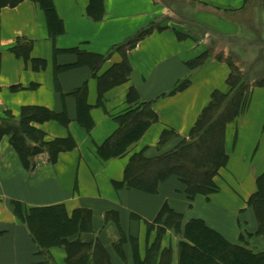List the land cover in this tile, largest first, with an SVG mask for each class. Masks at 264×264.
<instances>
[{
	"label": "crops",
	"instance_id": "crops-1",
	"mask_svg": "<svg viewBox=\"0 0 264 264\" xmlns=\"http://www.w3.org/2000/svg\"><path fill=\"white\" fill-rule=\"evenodd\" d=\"M53 3L63 24L62 33L55 38L49 34L44 10L34 0L0 9V119L19 117L23 106L63 112L66 123L49 119L31 125L43 132L45 141L70 138L74 143L69 150L59 152L54 163L45 152L35 155L34 166L27 169L11 145L10 135H0V264H65L63 248L40 249L36 245L14 214L12 202L27 207L63 205L68 215L78 208L90 210L92 232L82 239L98 237L108 249L111 264H133L128 242L122 245L121 253L111 246L120 232L126 238L136 237L144 256L155 237V229L148 232L147 225L164 203L185 221L203 219L230 243L264 250V237L256 233L257 220L248 205L256 178L264 173V85L250 90L246 108L226 126L228 160L214 177L218 191L208 198L189 201L176 176L160 182L155 194L114 185L123 181L132 154L145 149V156H154L166 129L187 138L212 92L228 90L230 70L225 62L213 57L189 70L186 61L210 47L215 53L237 51L243 70H250V77L264 78V0H103L99 20L88 14L90 0ZM160 20L164 28L153 30L125 51L131 67L128 78L106 90L101 105H97V80L87 65L56 69L75 63L74 50L79 49L107 55L99 70L102 73L124 57L114 46ZM20 38L31 42L29 60L11 50ZM185 78L189 84L171 93ZM84 84L91 106L90 129L77 122L72 95ZM130 88L137 90L140 100L152 102L158 120L125 154L102 159L96 145L116 129L113 116L129 105ZM177 141L171 140L168 146ZM107 211L118 213L120 232L114 222L105 223ZM177 239L168 230L161 241L162 247L174 250L172 264H177Z\"/></svg>",
	"mask_w": 264,
	"mask_h": 264
},
{
	"label": "trees",
	"instance_id": "trees-1",
	"mask_svg": "<svg viewBox=\"0 0 264 264\" xmlns=\"http://www.w3.org/2000/svg\"><path fill=\"white\" fill-rule=\"evenodd\" d=\"M21 1L23 0H0V9L6 6L14 7ZM34 1L45 12L50 36L55 38L61 34L63 24L56 13L53 0ZM250 1L245 0V3ZM88 14L99 20L103 15V0H90ZM162 28L164 27H161L160 22H153L114 46L113 49L121 51L124 57L102 73H99V70L107 55L79 49L74 50L77 56L75 63L57 66L56 69L68 70L87 65L97 80V105H101L104 92L128 78L131 67L125 51L133 48L153 30ZM175 32L179 38L182 37L180 32ZM30 49L31 42L24 38L18 39L11 47L16 56L26 60H29ZM213 57L225 62L229 67L226 79L228 90L212 92L208 105L198 116L187 138H180L176 131L166 129L160 136L157 153L154 156H145V149L132 154L125 167L123 181L114 183L116 187L126 186L155 194L158 192L160 182L176 176L182 182L183 192L189 201L196 197L208 198L218 191L214 177L228 160L226 126L246 108L250 90L264 85V78L250 77V70L247 72L243 70L244 62L235 52L229 50L225 53L221 50L215 53L212 47L186 61V66L189 70H194ZM188 84L189 78H185L170 92L182 90ZM86 93L84 84L74 90L72 95L76 99L77 122L90 129L93 121L89 116L91 106L87 103ZM127 102L129 104L127 108L113 116L117 124L114 132L96 145L97 153L102 159L125 154L127 148L142 136L148 126L158 120L152 102L140 100L135 88L129 89ZM49 119L61 123L68 121L65 113H54L38 106H23L19 117L6 115L0 119V135H10V143L27 169L34 166L32 159L37 154L47 153L48 161L54 163L59 152L74 146L70 138L45 141L43 132L31 125L33 121L43 122ZM173 139L178 141L173 146H168ZM248 205L254 211L257 220L256 233L264 237V173L257 176L256 190L250 196ZM12 206L14 214L25 224L40 249L50 247L64 249L65 264H111L108 249L98 237L82 239V235L92 232L90 210L78 208L68 215L63 205L27 207L12 202ZM109 222H114L120 232L116 211L105 213V223ZM147 228L148 232L155 229V237L146 247L143 257L139 252L137 238L132 236L126 238L123 232H120L119 239L111 246L121 253L122 245L128 242L132 250L133 264H172L174 250L171 246H161L164 235L170 230L178 237L175 246L177 264H264V250L257 252L241 244L230 243L203 219L192 218L185 221L183 215L174 211L167 203H164Z\"/></svg>",
	"mask_w": 264,
	"mask_h": 264
},
{
	"label": "rangeland",
	"instance_id": "rangeland-1",
	"mask_svg": "<svg viewBox=\"0 0 264 264\" xmlns=\"http://www.w3.org/2000/svg\"><path fill=\"white\" fill-rule=\"evenodd\" d=\"M160 23H161V20H160ZM234 47H236V46H234ZM238 48V47H237ZM251 50V49H250ZM249 50V51H250ZM251 51H254V50H251ZM257 51V50H256ZM235 52V51H234ZM257 53H258V51H257ZM236 54L239 56V53H237V51H236Z\"/></svg>",
	"mask_w": 264,
	"mask_h": 264
}]
</instances>
